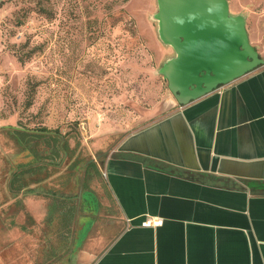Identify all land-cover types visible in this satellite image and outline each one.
<instances>
[{
  "label": "rangeland",
  "instance_id": "obj_1",
  "mask_svg": "<svg viewBox=\"0 0 264 264\" xmlns=\"http://www.w3.org/2000/svg\"><path fill=\"white\" fill-rule=\"evenodd\" d=\"M264 66V0H221ZM159 0H5L0 7V264H86L125 227L104 172L87 169L179 106ZM26 60L21 62V58ZM252 69V70H253ZM250 70V71H252ZM36 86L34 93L31 87ZM28 100L32 105H28ZM54 133L21 142L13 128ZM39 195H14L12 174ZM57 197H45V191ZM91 191L94 203L82 192ZM29 196L44 198L37 222ZM28 231H31L30 233ZM87 238V239H86ZM86 239V240H85Z\"/></svg>",
  "mask_w": 264,
  "mask_h": 264
},
{
  "label": "crops",
  "instance_id": "obj_2",
  "mask_svg": "<svg viewBox=\"0 0 264 264\" xmlns=\"http://www.w3.org/2000/svg\"><path fill=\"white\" fill-rule=\"evenodd\" d=\"M101 160L125 227L99 253L85 246L86 264H264V66L176 106ZM29 199L37 222L48 216L44 198ZM153 217L162 224L144 225Z\"/></svg>",
  "mask_w": 264,
  "mask_h": 264
},
{
  "label": "water",
  "instance_id": "obj_3",
  "mask_svg": "<svg viewBox=\"0 0 264 264\" xmlns=\"http://www.w3.org/2000/svg\"><path fill=\"white\" fill-rule=\"evenodd\" d=\"M186 1L159 0L161 9L157 16L161 33L177 51V56L167 66L171 88L181 104L244 76L259 62L241 19L229 16L227 5L221 0H201L217 13L218 20L212 12L206 11L202 28L198 27L200 25L195 29L185 27L195 31L196 43L185 30L173 34L169 16Z\"/></svg>",
  "mask_w": 264,
  "mask_h": 264
},
{
  "label": "trees",
  "instance_id": "obj_4",
  "mask_svg": "<svg viewBox=\"0 0 264 264\" xmlns=\"http://www.w3.org/2000/svg\"><path fill=\"white\" fill-rule=\"evenodd\" d=\"M25 58H21V62L25 61ZM36 86H32L31 87V92L34 93ZM28 105H32V102H30V100H28ZM13 134H16L21 142H28V140L30 139L31 136H36V137H40V136H44V135H52L51 137H54V133L47 129L46 127H40L39 129H33V130H29L27 128L24 129H19V128H13L12 129ZM86 167L87 169H94L97 173V175L101 174V171L99 169L98 164L94 161V160H89L88 163H86ZM34 165H27L25 167H20L17 171H15L12 174V177L10 179V187H11V191L13 192V194L16 196L20 193H36V194H41L42 192L40 190H36L34 188H30V185L28 184L27 181L24 180V176L27 173H33L34 169H33ZM107 184V183H106ZM87 192V196L88 198L91 200V202L94 203L95 206L99 205V201L96 200L95 196L92 194L91 191H86ZM43 195H51L54 197H57L55 193H52V191H45L43 193Z\"/></svg>",
  "mask_w": 264,
  "mask_h": 264
},
{
  "label": "bare ground",
  "instance_id": "obj_5",
  "mask_svg": "<svg viewBox=\"0 0 264 264\" xmlns=\"http://www.w3.org/2000/svg\"><path fill=\"white\" fill-rule=\"evenodd\" d=\"M206 11L212 12L214 18L218 20L217 13L208 9L201 0H187L184 5L177 9L174 8L169 16L172 33L179 34L185 30L187 34L190 33L193 43H196L195 31H189L185 27L192 26L195 29L196 25H200L198 27L202 28L206 19Z\"/></svg>",
  "mask_w": 264,
  "mask_h": 264
},
{
  "label": "built area",
  "instance_id": "obj_6",
  "mask_svg": "<svg viewBox=\"0 0 264 264\" xmlns=\"http://www.w3.org/2000/svg\"><path fill=\"white\" fill-rule=\"evenodd\" d=\"M162 224V220L160 218H156V217H153V218H149L145 223L144 225L146 226H150V227H154V226H158Z\"/></svg>",
  "mask_w": 264,
  "mask_h": 264
}]
</instances>
